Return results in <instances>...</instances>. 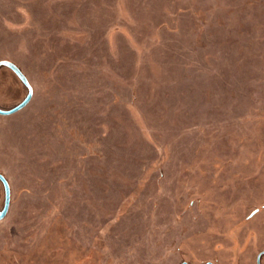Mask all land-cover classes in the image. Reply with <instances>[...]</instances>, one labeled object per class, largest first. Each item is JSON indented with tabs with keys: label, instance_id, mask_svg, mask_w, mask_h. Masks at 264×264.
Wrapping results in <instances>:
<instances>
[{
	"label": "rangeland",
	"instance_id": "1",
	"mask_svg": "<svg viewBox=\"0 0 264 264\" xmlns=\"http://www.w3.org/2000/svg\"><path fill=\"white\" fill-rule=\"evenodd\" d=\"M4 60L0 264H264V0H0Z\"/></svg>",
	"mask_w": 264,
	"mask_h": 264
},
{
	"label": "water",
	"instance_id": "2",
	"mask_svg": "<svg viewBox=\"0 0 264 264\" xmlns=\"http://www.w3.org/2000/svg\"><path fill=\"white\" fill-rule=\"evenodd\" d=\"M0 67H7L8 69H10L17 76V78L23 83V85L27 88V95L21 103H19L18 105H16L10 110L0 109V115L7 116V115H11L21 110L23 107H25L28 104V102L30 101L32 97V89L26 77L23 75V73L20 71V69L15 64L4 60V61H0ZM0 182L4 188V196H5L3 208L2 210H0V220H1L2 218H4L8 210L10 189H9L6 179L1 174H0Z\"/></svg>",
	"mask_w": 264,
	"mask_h": 264
},
{
	"label": "bare ground",
	"instance_id": "3",
	"mask_svg": "<svg viewBox=\"0 0 264 264\" xmlns=\"http://www.w3.org/2000/svg\"><path fill=\"white\" fill-rule=\"evenodd\" d=\"M29 84H31V83H29ZM30 86H32V84L30 85ZM32 89V88H31ZM33 91V90H32Z\"/></svg>",
	"mask_w": 264,
	"mask_h": 264
},
{
	"label": "flooded vegetation",
	"instance_id": "4",
	"mask_svg": "<svg viewBox=\"0 0 264 264\" xmlns=\"http://www.w3.org/2000/svg\"><path fill=\"white\" fill-rule=\"evenodd\" d=\"M1 183V182H0ZM2 185V184H1ZM3 187V186H2ZM3 190H4V188H3Z\"/></svg>",
	"mask_w": 264,
	"mask_h": 264
}]
</instances>
